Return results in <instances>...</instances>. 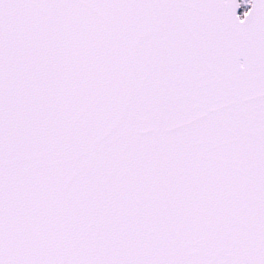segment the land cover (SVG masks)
Returning <instances> with one entry per match:
<instances>
[{"label": "snow or ice", "instance_id": "6c2138e0", "mask_svg": "<svg viewBox=\"0 0 264 264\" xmlns=\"http://www.w3.org/2000/svg\"><path fill=\"white\" fill-rule=\"evenodd\" d=\"M0 264H264V0H0Z\"/></svg>", "mask_w": 264, "mask_h": 264}]
</instances>
